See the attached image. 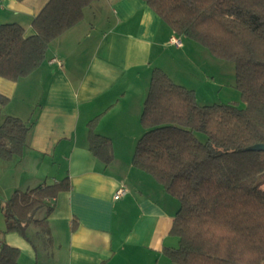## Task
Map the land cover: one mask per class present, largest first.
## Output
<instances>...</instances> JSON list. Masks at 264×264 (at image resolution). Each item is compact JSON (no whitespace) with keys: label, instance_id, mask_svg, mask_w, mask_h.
Returning a JSON list of instances; mask_svg holds the SVG:
<instances>
[{"label":"crops","instance_id":"1","mask_svg":"<svg viewBox=\"0 0 264 264\" xmlns=\"http://www.w3.org/2000/svg\"><path fill=\"white\" fill-rule=\"evenodd\" d=\"M48 1L0 0V24L18 23L32 35ZM173 36L144 0H99L51 43L37 70L18 81L0 77V95L8 99L0 122L5 115L32 121L22 157L0 159V240L20 249L21 264H172L166 249L179 244L171 230L180 202L132 158L145 132L141 115L153 70L197 91L186 73L201 49L180 36L182 47L171 44ZM93 119L96 132L113 142L110 165L90 151ZM65 178L71 188L58 194L48 217L52 255L42 252L39 262L23 236L3 234L1 205L15 190ZM120 188L128 192L116 199ZM45 215L43 209L37 218ZM37 231L29 227L30 235Z\"/></svg>","mask_w":264,"mask_h":264},{"label":"trees","instance_id":"2","mask_svg":"<svg viewBox=\"0 0 264 264\" xmlns=\"http://www.w3.org/2000/svg\"><path fill=\"white\" fill-rule=\"evenodd\" d=\"M99 0H49L34 18L33 34L18 23L0 24V77L18 81L47 59L51 43L81 22ZM176 36L231 60L245 107L235 102L201 105L195 91L162 69L152 73L141 122L144 134L132 163L154 176L180 208L166 249L172 264H264V0H144ZM8 99L0 95V108ZM89 123V148L110 165L114 146ZM32 124L5 115L0 159L21 158ZM203 134L205 141L198 137ZM68 178L15 190L1 205L3 234L17 232L39 251L52 242L48 217ZM46 210L42 219L37 214ZM35 225L36 236L29 227ZM21 251L0 240V264H21Z\"/></svg>","mask_w":264,"mask_h":264},{"label":"rangeland","instance_id":"3","mask_svg":"<svg viewBox=\"0 0 264 264\" xmlns=\"http://www.w3.org/2000/svg\"><path fill=\"white\" fill-rule=\"evenodd\" d=\"M184 41H188L192 46L195 45V47H199V49H201L196 55L197 63H194L191 59L188 62L189 68L188 73H186L188 80L190 81L191 79V82L195 85L192 83L191 84L197 88V91H195L197 102L201 105L235 102L240 107H245L246 104L242 99L241 91L238 89L236 83L235 63L231 60H223L215 57L206 47L194 40L184 38ZM190 53H192V51ZM192 70L194 71L192 72ZM191 73L192 75H190ZM193 73L195 75H193ZM208 76L210 79L206 81ZM28 122L32 124V121ZM198 137L204 141L206 139L203 134H198ZM47 181L48 183H53L50 182L51 180ZM43 182H45V179ZM21 190L25 191L27 189ZM42 252H45V254L49 256L52 255L51 245L48 243L47 250H42L39 248V262H41L43 259Z\"/></svg>","mask_w":264,"mask_h":264},{"label":"built area","instance_id":"4","mask_svg":"<svg viewBox=\"0 0 264 264\" xmlns=\"http://www.w3.org/2000/svg\"><path fill=\"white\" fill-rule=\"evenodd\" d=\"M170 43H171V44H174V45H176V46H178V47H182V46H183V42H182V40H181L179 37H177V36H173V37L170 39ZM54 61H57L60 65L62 64L61 61H58L57 59H54ZM127 192H128L127 189H125V188H120V189L117 191L115 198L118 199L121 195H124V194H126Z\"/></svg>","mask_w":264,"mask_h":264},{"label":"water","instance_id":"5","mask_svg":"<svg viewBox=\"0 0 264 264\" xmlns=\"http://www.w3.org/2000/svg\"><path fill=\"white\" fill-rule=\"evenodd\" d=\"M250 151H264V143H258L248 148Z\"/></svg>","mask_w":264,"mask_h":264}]
</instances>
